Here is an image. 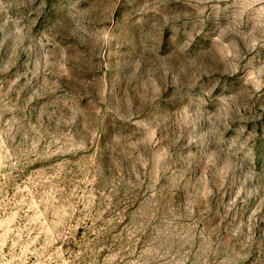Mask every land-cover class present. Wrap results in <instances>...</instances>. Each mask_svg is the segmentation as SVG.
Instances as JSON below:
<instances>
[{"label":"rangeland","instance_id":"rangeland-1","mask_svg":"<svg viewBox=\"0 0 264 264\" xmlns=\"http://www.w3.org/2000/svg\"><path fill=\"white\" fill-rule=\"evenodd\" d=\"M0 264H264V0H0Z\"/></svg>","mask_w":264,"mask_h":264}]
</instances>
